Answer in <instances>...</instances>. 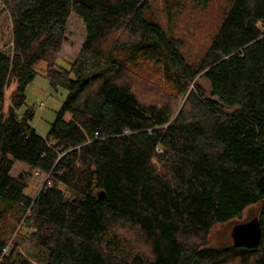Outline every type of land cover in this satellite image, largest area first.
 I'll use <instances>...</instances> for the list:
<instances>
[{
  "label": "trees",
  "instance_id": "16d2710c",
  "mask_svg": "<svg viewBox=\"0 0 264 264\" xmlns=\"http://www.w3.org/2000/svg\"><path fill=\"white\" fill-rule=\"evenodd\" d=\"M141 2L0 0L1 105L16 84L0 115V264H32L9 245L19 225L44 264H264V0H231L197 61ZM73 14L85 42L58 68ZM41 62L67 93L45 136L19 114ZM17 162L44 186L14 177ZM253 205L258 246H210Z\"/></svg>",
  "mask_w": 264,
  "mask_h": 264
},
{
  "label": "rangeland",
  "instance_id": "374dc122",
  "mask_svg": "<svg viewBox=\"0 0 264 264\" xmlns=\"http://www.w3.org/2000/svg\"><path fill=\"white\" fill-rule=\"evenodd\" d=\"M230 4L231 0H147L142 9L153 15L169 35L181 38L185 44L184 51L187 58L190 61H197L209 46ZM3 18H6V16ZM85 37L86 32L83 21L73 14L67 25L66 43L56 60L58 68H70L80 54ZM9 46V26L3 19L0 29V47L8 50ZM35 69L38 76L28 86L26 104L19 114L23 115L26 109L33 111L35 117L32 126L37 129L39 134L45 136L50 130L57 112L61 109L67 93L62 89L56 91L50 86L46 79L48 68L45 63H39ZM199 82L205 94L210 95L208 83L203 79ZM15 89L16 84H13L7 90L5 103L0 104V115L7 113L10 107V97ZM12 175L14 177L24 175L29 185L36 186L39 189L44 186L47 178L44 175L37 177L34 170H30L19 162L15 164ZM259 208V205H253L246 209L240 217L216 226L208 238L210 246L232 245L233 227L253 220L258 216ZM20 228L21 225L18 226L16 233L11 237L9 245L11 247L17 245L21 256L32 264H44V252L36 245L24 240L22 237L26 234V229L22 228L20 230Z\"/></svg>",
  "mask_w": 264,
  "mask_h": 264
},
{
  "label": "water",
  "instance_id": "95a60500",
  "mask_svg": "<svg viewBox=\"0 0 264 264\" xmlns=\"http://www.w3.org/2000/svg\"><path fill=\"white\" fill-rule=\"evenodd\" d=\"M146 2L147 0L141 2L140 9ZM258 185L264 191V173L259 177ZM231 236L235 247L254 248L258 246L262 239V227L258 217L246 223L235 225Z\"/></svg>",
  "mask_w": 264,
  "mask_h": 264
},
{
  "label": "built area",
  "instance_id": "2783aa9c",
  "mask_svg": "<svg viewBox=\"0 0 264 264\" xmlns=\"http://www.w3.org/2000/svg\"><path fill=\"white\" fill-rule=\"evenodd\" d=\"M36 176L39 177L41 174L39 172H35Z\"/></svg>",
  "mask_w": 264,
  "mask_h": 264
}]
</instances>
